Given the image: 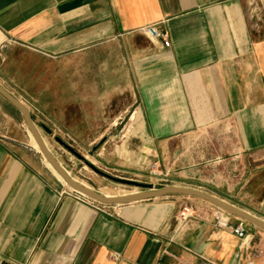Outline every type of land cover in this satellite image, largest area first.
I'll return each mask as SVG.
<instances>
[{"label": "crops", "instance_id": "0c3cea01", "mask_svg": "<svg viewBox=\"0 0 264 264\" xmlns=\"http://www.w3.org/2000/svg\"><path fill=\"white\" fill-rule=\"evenodd\" d=\"M149 25L169 45L140 31ZM0 32L8 91L43 111L68 101L95 122H107L114 100L132 99L149 149L168 162L166 185L264 220V0H0ZM7 102L0 95V116L12 119ZM4 130L0 264H264L263 228L233 214L247 237L220 228L208 201L85 202L32 135L29 147ZM221 139L232 143L228 158ZM187 203L196 213L185 221Z\"/></svg>", "mask_w": 264, "mask_h": 264}, {"label": "rangeland", "instance_id": "374dc122", "mask_svg": "<svg viewBox=\"0 0 264 264\" xmlns=\"http://www.w3.org/2000/svg\"><path fill=\"white\" fill-rule=\"evenodd\" d=\"M13 94H16L15 96L28 106L34 120L41 118L53 130V133L49 134L40 123H37L41 136L56 159L73 178L80 182L84 181L90 188L100 193L125 194L143 188L136 183L117 180L119 178L152 184L154 188L170 183L172 177L164 174L168 162L163 155L155 156L154 152L149 149L150 141L143 132L146 131V125L140 122V116L133 119L132 116L135 113L133 106L127 107L132 103V99L123 100L126 110L124 115H120L123 101L114 100L112 107L109 108L107 122L104 118L102 121L96 120L95 122L92 116L86 113L87 109L76 107L68 101H58V104H63V106L43 111L34 100L21 93ZM7 103L12 105L9 101ZM12 107V115L7 113L12 119L0 116V130L5 131L6 129L9 135L22 139L29 144V147H34L31 131L22 113L15 106L12 105ZM9 120H11V125ZM56 136L70 144L84 158L64 147L56 140ZM229 146L232 147V143L221 139L220 153L224 158L231 156L226 148ZM38 154L46 161L42 153ZM195 158L198 159L196 154ZM62 184L64 185L63 182ZM167 197H178V199L194 203L205 202L203 199L190 196Z\"/></svg>", "mask_w": 264, "mask_h": 264}, {"label": "water", "instance_id": "95a60500", "mask_svg": "<svg viewBox=\"0 0 264 264\" xmlns=\"http://www.w3.org/2000/svg\"><path fill=\"white\" fill-rule=\"evenodd\" d=\"M0 95L6 98L13 106H15L23 115L25 122L30 129L33 137L35 138L36 142L38 143L40 150L46 160L56 169V171L65 179V181L70 185L74 190L86 195L87 197L100 202L105 205H125V204H132L139 201L144 200H152L158 199L167 196H190L196 197L199 199H203L208 201L215 206L226 210L227 212L236 215L237 217L249 221L256 226H259L264 229V220L261 218L248 213L228 202L225 200L198 188L188 187V186H180V185H164L159 188H154L152 184H143L137 181L129 180V179H122V178H115L117 180L128 182V183H136L142 186V190L125 193V194H115V195H106L100 193L88 186H84L74 178H72L61 165V163L56 159V157L52 154L50 149L48 148L44 138L41 136L38 130V124L33 119L30 109L28 106L22 102L19 98H17L13 93L8 91L4 86L0 84ZM40 125L49 133L52 134L53 130L48 127L45 123H40ZM56 140L61 143L64 147L68 150L73 152L75 155L79 157H83L80 155L70 144L65 142L59 136H56ZM84 158V157H83ZM98 172L100 170L96 169ZM113 178V177H112Z\"/></svg>", "mask_w": 264, "mask_h": 264}, {"label": "built area", "instance_id": "2783aa9c", "mask_svg": "<svg viewBox=\"0 0 264 264\" xmlns=\"http://www.w3.org/2000/svg\"><path fill=\"white\" fill-rule=\"evenodd\" d=\"M141 32H143L144 34L153 37V38H160L163 39L166 45H169V37L168 34L165 31H162L158 28L157 25H149V26H145L142 27L140 29ZM6 41V38L4 36V34L2 32H0V46ZM71 193L73 195H75L76 197H78L79 199L94 204L96 205L95 200L87 197L86 195L74 190L71 191ZM196 213V209L195 206H193L190 203H187L184 205V207L182 208V211L180 212V217L182 220H188L189 218H191L194 214ZM214 217L216 219V225L220 228H225V229H229L232 232H234L236 235H238L241 238H246L248 233L246 230V226L244 224V222H240L238 224H232L231 223V216L232 214L227 212L226 210L219 208L217 206H214Z\"/></svg>", "mask_w": 264, "mask_h": 264}, {"label": "bare ground", "instance_id": "6f19581e", "mask_svg": "<svg viewBox=\"0 0 264 264\" xmlns=\"http://www.w3.org/2000/svg\"><path fill=\"white\" fill-rule=\"evenodd\" d=\"M18 98V97H17ZM43 137V136H42ZM37 143V142H36ZM37 145H38V143H37ZM38 147H39V145H38ZM40 148V147H39ZM41 151V150H40ZM65 180V179H64ZM82 184V183H81ZM82 185H84V184H82ZM84 186H86V185H84ZM107 195V194H106Z\"/></svg>", "mask_w": 264, "mask_h": 264}]
</instances>
